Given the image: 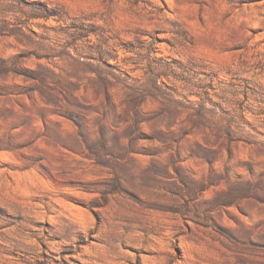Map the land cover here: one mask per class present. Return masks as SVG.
Masks as SVG:
<instances>
[{
    "label": "rangeland",
    "instance_id": "obj_1",
    "mask_svg": "<svg viewBox=\"0 0 264 264\" xmlns=\"http://www.w3.org/2000/svg\"><path fill=\"white\" fill-rule=\"evenodd\" d=\"M0 264H264V0H0Z\"/></svg>",
    "mask_w": 264,
    "mask_h": 264
},
{
    "label": "trees",
    "instance_id": "obj_2",
    "mask_svg": "<svg viewBox=\"0 0 264 264\" xmlns=\"http://www.w3.org/2000/svg\"><path fill=\"white\" fill-rule=\"evenodd\" d=\"M111 85H109V82L104 83V87L108 89Z\"/></svg>",
    "mask_w": 264,
    "mask_h": 264
}]
</instances>
